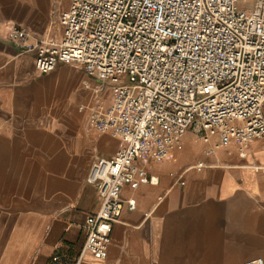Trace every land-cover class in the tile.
Returning a JSON list of instances; mask_svg holds the SVG:
<instances>
[{
    "label": "crops",
    "instance_id": "0c3cea01",
    "mask_svg": "<svg viewBox=\"0 0 264 264\" xmlns=\"http://www.w3.org/2000/svg\"><path fill=\"white\" fill-rule=\"evenodd\" d=\"M69 5L0 0V264L264 259V139L249 140L241 155L233 141L219 145L216 137L198 142L189 135L170 158L145 165L150 182L121 189L123 210L104 257L79 258L85 219L99 203L86 174L94 158L116 152L119 140L89 122L101 83L76 64L40 74L35 49L25 47L58 40ZM10 26L25 29L24 45L7 37ZM110 101V91L98 100L104 107ZM262 110L264 116V103Z\"/></svg>",
    "mask_w": 264,
    "mask_h": 264
},
{
    "label": "built area",
    "instance_id": "2783aa9c",
    "mask_svg": "<svg viewBox=\"0 0 264 264\" xmlns=\"http://www.w3.org/2000/svg\"><path fill=\"white\" fill-rule=\"evenodd\" d=\"M59 22L58 40L25 46L35 49L36 72L76 64L111 94L89 122L119 146L90 163L85 180L99 203L85 219L79 254L102 258L123 210L121 189L150 182L145 165L181 150L187 131L233 141L241 155L249 140L264 139V0H70ZM26 36L7 30L15 44ZM127 205L134 209V200Z\"/></svg>",
    "mask_w": 264,
    "mask_h": 264
},
{
    "label": "rangeland",
    "instance_id": "374dc122",
    "mask_svg": "<svg viewBox=\"0 0 264 264\" xmlns=\"http://www.w3.org/2000/svg\"><path fill=\"white\" fill-rule=\"evenodd\" d=\"M78 66H79V65H78ZM81 69H82V68H81ZM82 72L85 73V72L83 71V69H82ZM90 78H91V77H90ZM92 79L95 80V78H92ZM95 81L101 83V86L98 88V91H97L96 94H95V95H98L97 98H96L95 100H93V102H92V103H94V104H93V109H95V107L97 106V104H100V103L98 102V100H100L101 97H104V98H105L106 96L109 95V87H107L103 81H99V80H97V79H96ZM92 84H93V82H92ZM93 109H92V110H93ZM185 135H189L193 141H198V142L201 141V140L199 139V137H197V134H196L194 131H192V130L187 131V132L185 133Z\"/></svg>",
    "mask_w": 264,
    "mask_h": 264
}]
</instances>
